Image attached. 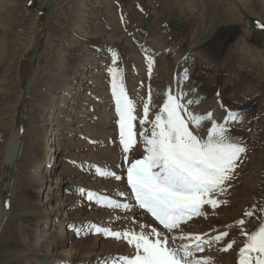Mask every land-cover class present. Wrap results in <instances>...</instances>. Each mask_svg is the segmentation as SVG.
Wrapping results in <instances>:
<instances>
[{"label":"rangeland","instance_id":"rangeland-1","mask_svg":"<svg viewBox=\"0 0 264 264\" xmlns=\"http://www.w3.org/2000/svg\"><path fill=\"white\" fill-rule=\"evenodd\" d=\"M82 9L86 13L80 18L78 11ZM78 24L85 29L86 36L77 32ZM261 26H264V7L258 0L1 1L0 216L3 211L7 213L0 230V264H44V258L40 255V252L44 253L41 243L34 244L29 222L19 214L26 203V194L32 195L30 168L25 164L32 168L38 162L27 161L22 165L18 157L23 150L34 146L32 129L37 115L41 113V96L47 94L46 98L51 102L56 97L52 94L56 86H50V83L54 84V74H70L73 66L83 57L98 63L99 70L104 73L103 81L106 82L107 96L110 98L108 112L110 117H114L110 119L111 127L107 129L113 135H106L105 144L112 153H121L120 146L123 148L121 143L114 145V141H121L119 116L111 87L112 69L119 70V78L123 80L126 93L135 107L134 131L141 141H136L135 147H144L140 133L147 130L145 135L150 134V123L161 112L169 91L177 96L183 93L184 103L189 95H193L190 99L199 103L190 106L189 110L197 115L211 112L213 119L219 123L223 122L228 111L240 113L242 121L232 123L229 134L246 147V153L237 162L232 179L224 186V193L215 196L219 204L215 208L204 205L202 215L182 222V225H193L201 218L206 221L208 212L222 220L227 210H233L236 214L251 213L250 216L262 221L264 27ZM95 31L98 36L111 35L119 39L110 42L101 40ZM146 104L149 107V122L141 124ZM33 115L36 120H32ZM116 123L117 127L114 126ZM210 127V121L203 122L200 129L189 124L190 130L202 139L207 137ZM18 132L20 138L15 135ZM38 134L42 136V131H38ZM10 142H26V146L20 145L18 156L9 161ZM53 147L55 144L49 150ZM143 157L144 154L138 153L131 159L119 157L116 165L123 168ZM112 160L116 162V157ZM46 161L53 163L51 158ZM50 171L44 170L42 174L45 178L52 175L54 179L55 169L51 168ZM85 178L88 182L92 181L90 177ZM45 190L43 200L48 192L47 187ZM68 190L69 195L76 196L74 189ZM54 191L67 194L65 190ZM81 199L87 205L72 210L73 213L97 210L95 205L88 206V197L81 196ZM54 205L53 202L51 207ZM11 217L16 218L19 228L6 234V220ZM138 220L168 236L171 243V233L154 217L150 221L140 216ZM220 226L214 224V227ZM90 234L89 231L83 237H75L56 250L70 251L73 256L81 241L96 237L100 239L102 236L94 232ZM53 264L63 263L57 261Z\"/></svg>","mask_w":264,"mask_h":264},{"label":"bare ground","instance_id":"bare-ground-1","mask_svg":"<svg viewBox=\"0 0 264 264\" xmlns=\"http://www.w3.org/2000/svg\"><path fill=\"white\" fill-rule=\"evenodd\" d=\"M1 1L4 0H0V3ZM258 1L264 7V0ZM84 10L82 9V12L78 11V13H81L80 18L85 16L86 10ZM76 30L79 34L87 35L85 29L79 24ZM97 36L94 38H97ZM98 37L109 42L119 39L115 36H104L102 34ZM83 58H80V62L73 66L70 74H54V84L56 85L50 83V86H56V91L52 92L56 97L54 96V101L51 102L50 99L47 100V94L41 96L42 103L39 105L40 109L38 108L41 113L37 115V120L34 115L32 118V120H36L32 129V133L34 132L33 137L35 138L34 146H30L28 150H23V154L18 157L22 165L27 161L34 160L36 163L38 162L35 167L33 166L34 168L25 164L30 168L32 195L26 194V203L19 214L29 222L30 237L34 244L36 242L38 244L41 243L40 247L43 248L42 251L44 253L40 252V255L44 258V264H53L57 261H61L63 264H115V257H133L135 255L134 246L129 245L123 235L120 239L106 237L103 234L98 239L95 235L97 239L89 238L91 240L81 241L73 256H71L70 251L56 250L58 247H64V243L70 242L75 237L87 235L91 225L108 227L122 234L125 231L136 233L140 231L148 233L151 231V228L138 220L140 216L146 217L150 221L153 217L146 210L139 208L132 198L131 188L127 183V169L129 166L125 165L122 168L116 165L119 157L131 159L136 153L145 155V148L139 147L140 145L135 147L137 144H133L126 153L123 151L122 146H120L121 153L108 151L109 146L105 144V139L106 135H113L107 129L111 127L110 119H114V117H110L108 112L110 98L107 96L106 82L103 81L104 73L99 70L98 63L86 60L87 57ZM192 96L189 95L188 98L190 99ZM114 112L112 111V113ZM114 126L117 127V123ZM40 130L42 131V136L38 134ZM135 134V141L141 143L139 135L136 132ZM15 135L20 138L21 134L18 132ZM117 143L121 142L114 141V145H117ZM53 144H55V147L49 150ZM20 145L25 147L26 142L22 144L10 142V149H8L10 154L9 161L18 156L19 148L21 149ZM114 157H116V162L112 160ZM49 158L53 160L52 164L46 161ZM34 161L33 163H35ZM51 168L55 169L54 179H52V175L49 178H45L42 172L46 170L50 173L52 172L50 171ZM108 170L116 175L120 173L121 179L105 178L101 173ZM86 176L90 177L92 181L88 182L85 180ZM28 186L30 187V185ZM46 187L48 192L45 200H43V193ZM68 188L74 189L76 196L73 194V196L69 195V192H67L69 191ZM55 189L65 190L67 194H58L59 192L56 193ZM89 193L93 194V200L89 201L88 206L95 205L94 207L97 210L88 213L81 212V214L80 212L73 213L72 210L81 209L82 205H87L86 201L83 202L80 198L82 196V198L87 199ZM120 193H124V196H121ZM109 199L113 202L127 203L132 207L130 210L125 211L123 208L104 206ZM97 201L103 203H98ZM53 202L55 205L51 207ZM62 212L64 213L62 214ZM6 213V211L1 213L0 230ZM206 216V221L201 220V218L198 221H194V224L192 221L193 225L183 226L181 223L179 228L171 232V235L172 237L182 235L194 237L200 235L205 241L212 240L210 244H204V251L196 253V258L202 260L211 258L214 264H238L240 258L239 250L245 245L247 240L244 233H251L258 230L261 225H264V215L261 221L248 214H236L233 210H227L222 220L221 218H214L213 213L210 212ZM61 217L62 220H59ZM241 220L244 221L243 224L240 223ZM7 221V226L4 229L6 234L10 230L13 232L18 227L16 218L11 217ZM214 224H217V226L226 225L224 227L220 226L222 227L220 228L214 227ZM66 225H69L67 231ZM70 230L74 232L70 233ZM224 232H227L228 235L222 237L220 242L212 239ZM79 239L81 240V238ZM175 243L179 246L189 243V241L177 239ZM229 243L233 244L232 248L224 251L223 249ZM63 259L67 261L64 263Z\"/></svg>","mask_w":264,"mask_h":264},{"label":"snow or ice","instance_id":"snow-or-ice-1","mask_svg":"<svg viewBox=\"0 0 264 264\" xmlns=\"http://www.w3.org/2000/svg\"><path fill=\"white\" fill-rule=\"evenodd\" d=\"M110 75L119 116L120 141L126 153L136 142L133 123L136 119L133 114L135 107L126 93L123 80L119 78V70L112 69ZM183 98V93L177 96L168 92L161 112L151 122L150 134L145 135L147 130L140 133L146 154L127 169L132 198L139 208L150 213L169 233L179 228L182 222L202 215L204 205L215 208L219 204L215 196L224 193L226 182L232 179L237 162L246 153V147L229 134L230 125L242 121L240 113L228 111L223 122L219 123L213 119L211 112L197 115L189 110L190 106L199 103L198 100L188 99L184 103ZM148 112L146 104L141 124L149 122ZM206 121L211 122V127L207 137L202 139L190 130L189 124L200 129ZM101 174L105 178L121 179L110 170ZM120 195L124 196V193ZM88 199L93 200V194L89 193ZM104 206L123 208L125 211L132 207L110 199ZM89 231L117 239L123 235L127 243L134 246L136 252L133 257L114 258L115 264H214L211 258H196V253L204 251V244L212 242L205 241L200 235L173 236L170 243L169 237L155 228L148 233L125 231L122 234L108 227L91 225ZM227 235L224 232L212 239L220 242ZM244 235L247 240L239 250V264H264V225ZM177 239L189 243L177 246ZM232 246L229 243L223 250L227 251Z\"/></svg>","mask_w":264,"mask_h":264}]
</instances>
